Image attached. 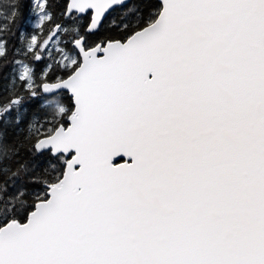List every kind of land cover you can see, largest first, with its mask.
I'll list each match as a JSON object with an SVG mask.
<instances>
[{"label":"snow or ice","instance_id":"snow-or-ice-1","mask_svg":"<svg viewBox=\"0 0 264 264\" xmlns=\"http://www.w3.org/2000/svg\"><path fill=\"white\" fill-rule=\"evenodd\" d=\"M0 264H264V0H0Z\"/></svg>","mask_w":264,"mask_h":264}]
</instances>
